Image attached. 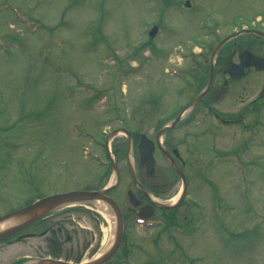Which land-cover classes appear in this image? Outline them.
Listing matches in <instances>:
<instances>
[{
    "label": "rangeland",
    "instance_id": "rangeland-1",
    "mask_svg": "<svg viewBox=\"0 0 264 264\" xmlns=\"http://www.w3.org/2000/svg\"><path fill=\"white\" fill-rule=\"evenodd\" d=\"M244 27L264 32V0H0V122L8 127L20 118L11 157L26 166L24 181L34 178L33 160L50 156L57 166L38 168L41 192L52 183L56 191H99L109 173L101 177L103 167L89 153L98 154L102 131L129 128L133 104L138 130L147 135L174 118L182 98L178 71ZM234 42L223 54L247 48L264 57V43L258 48L246 36ZM262 102L264 78L249 74L215 106L233 124L210 117L195 137L184 140L180 128L163 135L186 160L185 196L143 225L133 218L108 264H264ZM157 166L161 179L149 183L155 197L177 202L182 180L162 159ZM57 219L66 226L62 236H72L63 258L87 263L111 246L114 218L111 226L94 202L73 203ZM36 241L2 249L7 263L37 255Z\"/></svg>",
    "mask_w": 264,
    "mask_h": 264
},
{
    "label": "flooded vegetation",
    "instance_id": "flooded-vegetation-1",
    "mask_svg": "<svg viewBox=\"0 0 264 264\" xmlns=\"http://www.w3.org/2000/svg\"><path fill=\"white\" fill-rule=\"evenodd\" d=\"M183 5L186 8L190 7L188 1H185ZM257 32L264 34V32L256 28L244 27L225 35L214 48L208 47L210 49L209 54L204 53L203 58L199 50L196 63L194 64L190 60V64L187 67L181 68L178 71V78H182L178 92L182 98L174 118L171 120L168 118L156 127L152 125L150 134L152 136L138 130L139 124L137 120L139 119V112L136 110L135 104H133V116L132 114L128 116L129 128L122 124L110 128L107 132L102 131V139L95 143L98 154H95L96 156L92 157V159L103 167L101 177L104 175L108 176L109 173L108 181L100 190L106 189L104 196L109 198L118 209L122 223L121 239H123V232L130 226L129 223L132 222L133 218L136 223L143 225L144 222L153 219L154 215H156L155 211L161 209L155 203H162V200H158L155 197L154 184L152 187L149 185V183L161 179V175L156 173L158 159H162L164 164L181 179L179 172L182 173L181 171L185 166L186 160L183 158L181 151L171 141L163 139V135L165 136L167 132L180 128L183 132L184 140H186L185 135L188 134L195 137V135H200L204 120L210 117L219 121L222 126L227 127L233 124L234 121L221 118V114L225 111L224 109L223 111L221 110L222 112L216 109L217 105L221 104L223 99L228 95L229 87L233 82H237L249 76V74L262 75L264 78V71H257L253 67L241 69V76L237 78H235L237 75L236 71H231L230 69L232 65L239 63V55L243 51L247 50L263 59L264 57L254 54L247 48L240 50L236 55L235 51L223 54L224 46L232 42L231 47L234 48V39L240 36H246L250 42L259 41L257 44L259 48L264 43V37L260 36ZM262 104L264 105V102ZM2 112L4 117V110ZM116 119L121 120L122 116L119 115ZM131 120L133 121V125L131 124ZM171 122L172 124H169ZM0 124L2 132V137L0 138V218L22 210L43 198L74 191L73 188L56 191L58 188L52 183L48 192H41L43 183L41 177H39V173H37L38 168H41L43 163H48L47 167L56 170L57 162L53 161L55 157L48 156V159L44 161L41 158L40 160L37 158L33 160L35 167L34 178L24 181L23 173L26 172V166H23L21 159H12L11 157L13 153H16L17 147H14L15 142H18L17 140L21 138L20 118L17 117L12 126L8 125L6 127L4 122H0ZM135 125L136 127L131 130L130 128H133ZM177 125L179 127H176ZM119 134L123 136L122 139L118 140V142H112L113 138ZM160 138H162V141L159 144L158 140ZM184 140L182 139L181 141L183 144H185ZM150 143H152L151 157L147 159L142 158V148L148 147ZM53 169L52 171L56 172ZM87 190L91 191V189H85V191ZM32 192L34 195H38L32 197L30 200L26 199ZM124 202H126V206H122ZM87 203L92 204L93 202ZM100 203L106 206L115 221L113 210L107 204ZM70 205L73 204L54 207L17 232L0 239V264H31L37 260L73 262L72 260H68V258H63V254H61L65 251L64 245L71 241L72 236L68 234L62 236L65 233L66 226L62 221H60L61 223H57L58 212ZM12 224L11 220H7L1 222L0 226L4 225L2 229H5ZM62 238L64 239V243H61ZM29 239L37 240L35 246H37L38 254L31 256L23 253L13 262L7 263L6 251L4 252L2 249L6 246L25 244ZM28 245L30 244L28 243ZM113 255L109 261L113 258Z\"/></svg>",
    "mask_w": 264,
    "mask_h": 264
},
{
    "label": "water",
    "instance_id": "water-1",
    "mask_svg": "<svg viewBox=\"0 0 264 264\" xmlns=\"http://www.w3.org/2000/svg\"><path fill=\"white\" fill-rule=\"evenodd\" d=\"M156 32H157V27H153L149 32V36L153 37L156 34ZM257 33H259L260 36L264 37V34L260 32ZM245 67H253L257 71H264V59L253 55L247 50L243 51L239 55V63L232 65L230 69L231 71L234 70L236 71L237 75L235 78H237L241 76V69ZM151 144L152 143H150L149 146L146 148H142L141 150L142 158L144 157L145 159H147L148 157H151V153H152ZM179 175L183 183L179 197L180 200L185 193L186 185L183 175L180 172ZM105 191L106 189H102L99 191H70L67 193L56 194L43 198L42 200H38L22 210H19L17 212H14L12 214L0 218V223L7 220H11L13 222L11 226L0 230V239H3L14 232H17L18 230L22 229L25 225L29 224L36 218L43 215L46 211H49L54 207H60L62 205L70 204V203H87V202L101 201L107 204L113 210V214L115 215L114 237L111 246L105 253H103L101 256L97 257L96 259L86 264H104L107 261V259H109L112 256V254L116 251L119 242L121 240V229H122L118 209L109 198L104 196ZM155 205L163 209H169L175 206V205H166L161 203H155ZM31 264H81V263H72L61 260H53V261L37 260L36 262H33Z\"/></svg>",
    "mask_w": 264,
    "mask_h": 264
},
{
    "label": "bare ground",
    "instance_id": "bare-ground-1",
    "mask_svg": "<svg viewBox=\"0 0 264 264\" xmlns=\"http://www.w3.org/2000/svg\"><path fill=\"white\" fill-rule=\"evenodd\" d=\"M94 203H95V209L101 214V216L105 219V221H108L110 223V225L112 226V223H113L112 216L109 213V211L107 210L106 206L104 204L98 202V201H96ZM174 203H176L175 197L169 201L168 205H173ZM3 227H4V225H1L0 229H2ZM112 240H113V236H111V238L109 240V244L112 243ZM97 257H99V256H97ZM82 264H86V263H82Z\"/></svg>",
    "mask_w": 264,
    "mask_h": 264
}]
</instances>
